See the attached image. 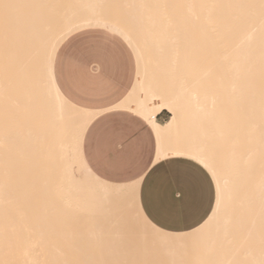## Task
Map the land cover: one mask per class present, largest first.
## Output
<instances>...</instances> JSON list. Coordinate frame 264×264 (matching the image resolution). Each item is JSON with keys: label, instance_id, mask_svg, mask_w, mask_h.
<instances>
[{"label": "bare ground", "instance_id": "obj_1", "mask_svg": "<svg viewBox=\"0 0 264 264\" xmlns=\"http://www.w3.org/2000/svg\"><path fill=\"white\" fill-rule=\"evenodd\" d=\"M89 27L131 47L136 75L116 106L153 128L156 160L185 156L211 175L215 202L197 227L158 228L138 180L105 181L84 162L96 112L61 94L53 59ZM262 183L261 0H0V264L259 260Z\"/></svg>", "mask_w": 264, "mask_h": 264}, {"label": "crops", "instance_id": "obj_2", "mask_svg": "<svg viewBox=\"0 0 264 264\" xmlns=\"http://www.w3.org/2000/svg\"><path fill=\"white\" fill-rule=\"evenodd\" d=\"M124 42L129 46L118 34L100 27L73 32L55 52V84L72 104L96 112L81 141L82 158L90 170L109 182L138 180V203L152 224L169 232L191 230L213 208V179L191 158L156 160L153 128L116 106L136 75L134 53ZM167 116L162 111L156 119L164 122Z\"/></svg>", "mask_w": 264, "mask_h": 264}, {"label": "snow or ice", "instance_id": "obj_3", "mask_svg": "<svg viewBox=\"0 0 264 264\" xmlns=\"http://www.w3.org/2000/svg\"><path fill=\"white\" fill-rule=\"evenodd\" d=\"M261 7L262 9H264V0H261ZM201 162L203 163V161ZM223 200H224L223 192L221 190H218V196H217L218 206L223 204ZM260 216H261L260 259L237 260V261H233L232 264H264V183H262V191H261Z\"/></svg>", "mask_w": 264, "mask_h": 264}, {"label": "rangeland", "instance_id": "obj_4", "mask_svg": "<svg viewBox=\"0 0 264 264\" xmlns=\"http://www.w3.org/2000/svg\"><path fill=\"white\" fill-rule=\"evenodd\" d=\"M125 43V42H124ZM126 44V43H125ZM127 45V44H126ZM128 46V45H127ZM129 47V46H128ZM129 49H130V47H129ZM131 50V49H130ZM132 52V51H131ZM168 114V113H167ZM169 115V114H168ZM168 117V116H167ZM77 169H78V171H79V165L77 164Z\"/></svg>", "mask_w": 264, "mask_h": 264}]
</instances>
